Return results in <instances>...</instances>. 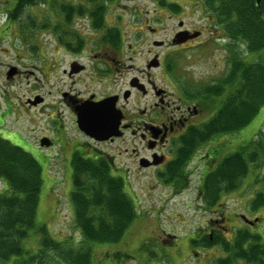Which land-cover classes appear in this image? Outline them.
<instances>
[{
    "label": "rangeland",
    "instance_id": "obj_1",
    "mask_svg": "<svg viewBox=\"0 0 264 264\" xmlns=\"http://www.w3.org/2000/svg\"><path fill=\"white\" fill-rule=\"evenodd\" d=\"M96 1L98 3L91 0H36L35 4L27 6L24 13L14 20L7 14L12 9L10 3L13 0H0V136L28 152L42 168L43 185L37 224L45 225L57 240L65 241L74 237L78 244L81 237L71 201L75 188L74 171L72 168L65 171L62 165L66 154L61 156L58 152L44 151L37 144L39 138L49 131L50 125L53 126L52 123L48 125L46 91L49 89L56 92L66 88L60 72L64 68L62 65L58 73L60 75L49 80L52 87L47 83V74L51 76L55 70L49 66V62L53 61L52 54L60 52L61 48L55 38L59 39L62 32H67V35L85 33L83 37L94 33L87 24L88 15L93 12L99 14L98 8L102 4L105 9L104 25L97 30L105 33L104 36L121 32L123 41H127L132 30L139 28L135 24L140 19H144L145 26L163 29L155 36L147 35L149 48L154 39L159 42L171 40L173 32L178 28V21L171 18L173 13L191 29H206L204 23L208 21V14H205L198 0H102L101 4L99 0ZM71 5L75 11L74 20L67 23L61 7L68 8ZM56 27H61V31L56 30ZM117 37L121 42L120 35ZM223 38L219 42L213 41L207 47L196 43L189 48L177 49L170 61V77L174 83L179 81L181 89L183 87L185 91L197 92L226 77L230 70L228 62L232 49L226 34ZM201 47L203 50H198ZM240 50L245 61L256 59V56L246 52L244 46H240ZM59 59L61 61L62 57ZM10 72L12 75L8 76ZM38 97L44 103L35 111L29 101L33 102ZM53 100L60 110V97L54 96ZM7 109L10 114H7ZM206 109V117L211 119L219 105H210ZM69 129V137H75L77 134L74 128ZM260 133L264 134V106L240 131L213 138L218 141L221 152L216 158L217 165L211 167L212 172L230 154L239 151L251 154L252 143L260 138ZM202 148L200 145L197 147L199 155L205 153ZM257 158L249 174L240 179L238 188L222 191L215 205H211L212 200L205 193V186L199 187L197 183L202 167L198 165L194 168L195 160L191 164V182L175 189L169 185H159L155 183L157 179H150L147 173H138L132 168L128 179L129 188H125V191L136 203L138 216L119 243L92 245V264H216L227 254L220 244H214L215 235L230 242L239 230L256 236L264 245V207L255 208L254 203L257 194L264 191V163L259 154ZM4 189L5 183L2 180L0 192ZM243 217L254 224L245 222ZM211 229H214V233H208ZM201 232L207 233L206 237L210 236L209 243H213V246L194 244V233ZM38 240V237L31 238L25 245L36 250L39 248ZM249 243L246 242L245 247L248 248ZM237 264L256 263L240 259Z\"/></svg>",
    "mask_w": 264,
    "mask_h": 264
},
{
    "label": "flooded vegetation",
    "instance_id": "obj_2",
    "mask_svg": "<svg viewBox=\"0 0 264 264\" xmlns=\"http://www.w3.org/2000/svg\"><path fill=\"white\" fill-rule=\"evenodd\" d=\"M173 14L171 18L178 21V28L171 40L156 45L159 41L154 39L151 48L147 35L155 36L163 29L145 26L144 19H140L135 24L139 28L132 30L127 41H123L121 32L104 36L105 33L94 28L92 13L88 15L87 24L94 33L83 37L85 33L77 32L55 38L61 48L60 52L52 54L53 61L49 62V66L55 70L51 76L47 74V83H50V78L60 75L62 65L64 68L60 72L66 88L56 92L46 91L48 125L52 123L53 126L50 125L49 131L39 138L37 144L44 151L58 152L61 156L66 154L62 164L65 171L69 168L74 171L75 166L83 162L102 161L112 176L123 181L125 188H129V175L135 168V172L147 173L150 179H157L155 183L175 189L189 184L192 167L199 165L202 168L197 183L199 187L205 186V179L212 172L211 167L218 163L216 158L221 152L218 141L213 139L201 143L205 153L199 155L196 151L200 157L197 158L195 153L187 164L180 160V149L185 137L210 120L206 117V108L214 104L220 107L227 89L225 93L215 95L205 94L202 89L185 91V88L181 89V83L179 86V81L175 84L170 77V61L177 49L189 48L196 43L207 47L213 41L225 39V33L211 14L207 18L209 22L204 23L207 30L191 29L176 13ZM211 28L214 31H208ZM195 34L199 35L193 37ZM119 35L121 42L117 37ZM204 38L206 40L202 43ZM198 50H203V47ZM59 57H62L63 63ZM49 85L52 87L51 83ZM54 96L60 97V110L54 104ZM31 102L35 111L44 103L41 97ZM100 102H107L114 120V135L106 140L90 135L81 123L83 112L94 111ZM70 127L77 134L73 138L69 137ZM86 129L89 130V127ZM43 142L45 145L42 146ZM102 145L106 147L102 148ZM247 223L254 224L251 220ZM213 231L211 229L208 233ZM206 234H198L199 239Z\"/></svg>",
    "mask_w": 264,
    "mask_h": 264
},
{
    "label": "trees",
    "instance_id": "obj_3",
    "mask_svg": "<svg viewBox=\"0 0 264 264\" xmlns=\"http://www.w3.org/2000/svg\"><path fill=\"white\" fill-rule=\"evenodd\" d=\"M198 2L204 7V12L211 14L223 27L232 52L227 76L202 89L208 95L222 94L227 89V95L212 118L185 137L180 160L186 164L201 143L240 131L264 106V0H261L260 8L256 0ZM35 3L36 0H13L10 3L12 9L7 14L16 20L27 6ZM98 10L99 19V14L93 12L91 15L95 18L96 29L104 25L103 4ZM61 11L65 21L71 23L75 13L72 5L61 7ZM81 12L83 15L84 10ZM56 30L61 31V27H56ZM62 33L60 38L67 35V32ZM240 46H244L246 52L256 56V59L245 61L239 52ZM258 135L260 138L252 143L251 154L243 151L230 154L218 169L208 174L204 191L212 200L211 205H215L222 191L238 188L240 179L249 174L252 163L258 160V154L264 163V134ZM73 177L75 188L71 201L80 244L74 237L57 240L45 225L37 224L43 185L42 168L28 152L0 136V181L5 183L4 191L0 192V264L9 261L13 264H92L93 244L111 245L122 240L138 216L136 203L126 193L123 181L112 176L102 161L78 164ZM262 182L264 184V173ZM254 203L255 208L264 207V191L257 194ZM194 234V244L206 247L220 244L223 247L227 256L216 264H237L240 259L264 264V245L256 236L239 230L233 241L227 242L217 234L213 244L209 243V235L199 239L198 233ZM35 237L39 238L36 250L25 245L27 240ZM246 242H250L248 248L245 247Z\"/></svg>",
    "mask_w": 264,
    "mask_h": 264
},
{
    "label": "water",
    "instance_id": "obj_4",
    "mask_svg": "<svg viewBox=\"0 0 264 264\" xmlns=\"http://www.w3.org/2000/svg\"><path fill=\"white\" fill-rule=\"evenodd\" d=\"M257 6L260 8L261 0H256ZM260 14H262L260 12ZM183 34V32L181 33ZM180 35V34H179ZM179 35L177 36L179 38ZM199 34H195L193 37H197ZM181 36V35H180ZM156 45H161L163 42H156ZM12 72L8 73V76H11ZM106 106V107H105ZM107 102H100L97 107H95L94 111L86 110L83 112V118L81 119V123L83 127L88 133L94 137H101L100 139H107L110 136L114 135L113 132V124L114 120L112 119V115L109 113V108ZM89 127V130L86 129ZM83 129V128H82ZM102 134H106V137H102ZM44 142L42 143V146ZM247 220V219H246ZM249 221V220H247Z\"/></svg>",
    "mask_w": 264,
    "mask_h": 264
}]
</instances>
